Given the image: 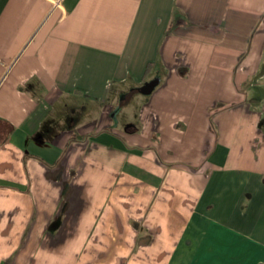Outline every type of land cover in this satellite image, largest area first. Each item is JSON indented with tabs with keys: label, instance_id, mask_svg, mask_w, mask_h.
<instances>
[{
	"label": "crops",
	"instance_id": "1",
	"mask_svg": "<svg viewBox=\"0 0 264 264\" xmlns=\"http://www.w3.org/2000/svg\"><path fill=\"white\" fill-rule=\"evenodd\" d=\"M0 264H264V0H0Z\"/></svg>",
	"mask_w": 264,
	"mask_h": 264
},
{
	"label": "rangeland",
	"instance_id": "2",
	"mask_svg": "<svg viewBox=\"0 0 264 264\" xmlns=\"http://www.w3.org/2000/svg\"><path fill=\"white\" fill-rule=\"evenodd\" d=\"M122 102H124V101H122ZM73 103L77 106V109L75 108V109H73V111L69 107H65L64 105L58 106L57 110L58 111L62 110V113H64V114H66V113L68 114L69 113V114H71L73 116H76V117H79V118L84 116V114H85L84 110L87 109L88 104H85L84 108L81 109V106H83L84 102L82 103L81 101L74 100Z\"/></svg>",
	"mask_w": 264,
	"mask_h": 264
}]
</instances>
